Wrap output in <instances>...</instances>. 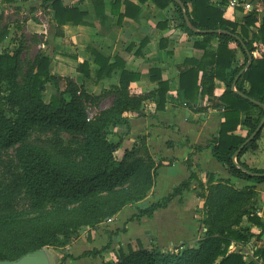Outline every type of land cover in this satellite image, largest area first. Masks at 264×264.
Segmentation results:
<instances>
[{
  "label": "trees",
  "instance_id": "trees-1",
  "mask_svg": "<svg viewBox=\"0 0 264 264\" xmlns=\"http://www.w3.org/2000/svg\"><path fill=\"white\" fill-rule=\"evenodd\" d=\"M137 2H150L160 10L173 9L177 26L188 37L200 38L193 47L202 51V56L187 58L178 66L179 90L190 107L198 98L213 96L215 81L224 83L225 91L214 104V108L223 110L224 119L218 136L206 148H210L212 158L232 178L264 184V170L250 169L240 160L246 152L257 148L264 126L238 152L264 115V54L258 59L254 56L258 43L264 48V18L257 22L252 12L242 21L231 20L222 9L225 0ZM99 5L102 3L95 6L97 17L102 16ZM40 7L51 11L56 37L63 36L66 24L84 25L86 13L77 7L64 6L61 0H41ZM139 12L136 4L112 1L111 14L117 16V24L124 18L136 19ZM13 30L11 33L6 27L0 28V152L14 150L17 160L16 168L8 166L0 173V261H16L40 249H60L72 236L90 232L124 208L146 199L156 177V166L149 152L142 145L125 151L118 160L115 155L122 139L112 141L109 136L120 126L128 128L124 115L139 114L148 99L155 101L156 111H162L168 92V84L161 81L159 70L152 69L150 80L158 82L157 90L131 95L129 86L139 81V74L126 71L119 59L111 63L91 50L97 67L96 83L109 78L117 68H121V73L118 85L104 93L113 97L111 106L89 117L87 106H96L104 94L90 95L70 78L52 75V57L41 50L23 70L27 62L22 59L25 52L21 43L22 24ZM10 35V44L19 41L11 53L2 47ZM213 40L217 42L214 50L210 48ZM237 51L244 58L241 65L236 62ZM246 51L252 60L248 67ZM78 71L90 78L88 63H82ZM47 86L54 93L45 102ZM241 126L247 130L245 137L235 134ZM36 133L51 137L33 143L31 137ZM63 134L78 138V147L66 146ZM204 149L195 147L196 152ZM195 178L191 173L188 180L160 201L138 208L115 234L125 233L129 223L151 218L157 210L166 209L190 190ZM207 179L206 187H201L197 194L204 201L201 224L205 230L195 247L182 245L170 251L159 247H130L127 251L118 248L112 261L106 264H264V246L252 249L249 262L242 250L252 241L259 242L264 232V221L256 214L255 188L237 189L229 181H214L210 175ZM251 228H258L261 233L253 234ZM110 247L109 241L101 249L86 251L76 258L63 256L61 264L67 259H95Z\"/></svg>",
  "mask_w": 264,
  "mask_h": 264
},
{
  "label": "crops",
  "instance_id": "crops-1",
  "mask_svg": "<svg viewBox=\"0 0 264 264\" xmlns=\"http://www.w3.org/2000/svg\"><path fill=\"white\" fill-rule=\"evenodd\" d=\"M61 1L64 6L77 7L86 13V16L84 25L66 24L62 37H56L52 33L54 28L49 25L47 26L51 29H48V34L45 30L42 31V34L48 35V42H51L50 51L43 54L52 57V75L70 78L93 96L112 91L111 88L118 85L121 68L113 70L109 78H103L96 83L97 67L90 52L93 50L109 59L111 63L119 59L126 71L139 74V81L129 86L131 95L141 96L157 90L158 82L150 80L149 71L152 69L159 70L161 81L168 84L162 111H156L155 101L148 99L143 103L139 114L124 115L128 128L123 125L116 129L122 139V145L115 156L120 154L121 160L125 151L144 145L156 166V177L147 199H153L152 203L158 202L188 180L191 173L196 176L191 182L190 190L183 192L166 209L157 210L151 218L127 224L126 232L120 233V237L114 241L116 243L112 242L111 247L119 242L121 244L124 240L129 242L134 239L141 240V237H145L149 242L148 247H144L146 249L152 247L163 249L166 245L170 247L168 251L182 245L195 247L205 230L201 224L204 201L198 198L197 194L201 192V187H206L208 175L212 176L214 181H229L237 189L254 187L257 193L256 214L264 221V184L255 185L232 178L226 168L212 158L210 148H206L207 143L218 136L224 119L223 110L214 108L216 99L225 91L224 83L215 81L213 96L198 98L196 104L190 107L179 90L178 66L187 58L199 59L202 56L203 52L193 47L194 42L200 38L188 37L177 26L173 9L160 10L150 2L139 4L137 0H121L138 5L140 12L136 19L124 18L117 24V16L111 14L113 0ZM40 2L41 0H36L33 3L38 10L42 9ZM100 2L102 5H99V12L102 16L97 17L95 6ZM45 11L52 15L49 9ZM123 12L124 7L121 5L120 13ZM50 18L52 22V17ZM41 27L45 28V25ZM257 46L258 50L254 56L258 59L264 54V48L260 43ZM216 47L217 42L213 40L210 48L214 50ZM230 48L234 49L235 45L231 44ZM243 61L241 52L237 51L236 62L241 65ZM82 63L89 65V79L78 71ZM245 88L249 86L245 85ZM109 96L113 99L111 95ZM111 104L112 100L108 105L101 101L91 107L97 114L109 108ZM235 134L245 137L247 130L241 126ZM256 146L255 150H249L240 160L250 169L264 170V129ZM195 147L205 149L196 152ZM147 199L143 202H147ZM141 203L135 204L138 206L137 209L143 207ZM130 208L126 207L120 212L122 228L137 212L135 209L136 212L129 214L132 210ZM112 222L113 219L110 223ZM122 228L120 227V230ZM90 233L93 234V230ZM251 233L259 234L261 230L251 228ZM263 246L264 239L261 236L259 242L252 241L243 247L246 262L252 259V249ZM112 255L92 259V264L109 263L112 261Z\"/></svg>",
  "mask_w": 264,
  "mask_h": 264
},
{
  "label": "rangeland",
  "instance_id": "rangeland-1",
  "mask_svg": "<svg viewBox=\"0 0 264 264\" xmlns=\"http://www.w3.org/2000/svg\"><path fill=\"white\" fill-rule=\"evenodd\" d=\"M222 9H224L225 15L231 20L242 21L244 16L252 12L255 14L254 17L257 22H260L264 18V0H252L251 9L249 11L244 12L243 10H241L240 13L236 15H234L233 12L226 10L225 6H222ZM45 10V8L38 10L36 6H33V3H22L19 0H0V28L6 27L10 30L11 33H13L14 27L17 24H22L21 33L23 37L21 38V43L25 47V52L23 53L22 59L27 62V65L23 67V70H25L30 65L38 50H41L42 52L50 51L49 48L51 42H48V35L42 34V31L45 30L48 34V29L51 28H48L47 25L53 28V24L51 22L50 13L46 12ZM38 12H40L41 14H38ZM29 21H31V23H29ZM50 23L52 25H50ZM42 25H45V28H42ZM52 31V33L55 35V29H52ZM11 38L12 36L10 35V37L2 44V47L4 49H7L9 53L13 52L19 43V41L17 40L10 44L9 40ZM53 93L54 90L50 86H47V89L44 93V101L48 102L50 96ZM111 100L112 98L110 96L108 97V94H104L99 102L102 101L104 105H108ZM99 102H97V104ZM87 112L89 117L95 115V111L91 106H87ZM113 133V135L109 136V139L112 141H117L120 138L117 130H114ZM50 137V135L45 136L36 133L31 137V142L40 143L42 140L48 141ZM61 137L65 141L66 146L78 147V138L73 139L72 137H69L65 134L61 135ZM116 158L120 160V154H118ZM16 165L17 160L15 158L14 150L0 152V173L4 171V168H7L8 166L16 168ZM153 201V199H147V202L149 203H152ZM147 202L145 201L141 203V206L149 204ZM138 204L140 205V203H137L136 205ZM136 205L133 206L134 208L130 206V209L132 210L129 212V214L136 212L138 207ZM49 207L47 208L49 209ZM112 219V223L108 222L109 220H106L102 224L98 225L93 230V234H91L89 231H81V233L72 236L66 246L60 249L45 248L50 258L51 264H61L62 257L66 255L76 258L86 251L92 249H101L104 245H106L108 240H110L111 244L112 242L116 243L114 241L118 240V237H120V233L116 235L115 231H120V227L122 228L123 226L120 225V213L114 216ZM140 239L141 240L134 239V241L130 242L124 240L121 244L119 242L118 244H115L113 248L111 247V249L103 253L100 258L102 259L103 257H109L110 254L115 255V251L118 248H122L123 250L127 251L130 247L132 249H137L138 247H148V240L145 237H141ZM164 248H166L165 250H168L170 247L166 245L164 246ZM109 251H111V253ZM113 255L111 257L112 259ZM63 264H92V259H81L74 261L67 259Z\"/></svg>",
  "mask_w": 264,
  "mask_h": 264
},
{
  "label": "water",
  "instance_id": "water-1",
  "mask_svg": "<svg viewBox=\"0 0 264 264\" xmlns=\"http://www.w3.org/2000/svg\"><path fill=\"white\" fill-rule=\"evenodd\" d=\"M184 19L187 21V18L185 15H184ZM187 25L189 27H191L188 22H187ZM246 53H247L248 59H249L248 64H247V67H248L251 64L252 60H251L247 51H246ZM234 84H235V82L233 83L232 86H234ZM251 102H253L254 104H257L254 101H251ZM263 126H264V115H263L260 123L258 124L257 128L255 129V131L251 135V137L240 147L238 152L241 151L244 148V146L247 145L250 141H252L258 133L261 132ZM262 239H264V233L262 235ZM0 264H51V262H50V258L48 256L46 250L40 249V250H36L34 252L27 253L16 261H0Z\"/></svg>",
  "mask_w": 264,
  "mask_h": 264
},
{
  "label": "built area",
  "instance_id": "built-area-1",
  "mask_svg": "<svg viewBox=\"0 0 264 264\" xmlns=\"http://www.w3.org/2000/svg\"><path fill=\"white\" fill-rule=\"evenodd\" d=\"M252 0H225V8L234 12V15L240 13L241 10L247 12L251 9ZM109 220L108 222H110Z\"/></svg>",
  "mask_w": 264,
  "mask_h": 264
}]
</instances>
